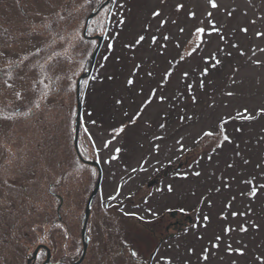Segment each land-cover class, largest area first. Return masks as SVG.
<instances>
[{"label":"rangeland","instance_id":"rangeland-1","mask_svg":"<svg viewBox=\"0 0 264 264\" xmlns=\"http://www.w3.org/2000/svg\"><path fill=\"white\" fill-rule=\"evenodd\" d=\"M100 2L0 0V264L41 241L80 257L98 171L74 147L76 83ZM215 2L117 0L107 27L108 7L92 20L105 38L81 81L79 147L103 180L81 264H264V0Z\"/></svg>","mask_w":264,"mask_h":264},{"label":"water","instance_id":"water-1","mask_svg":"<svg viewBox=\"0 0 264 264\" xmlns=\"http://www.w3.org/2000/svg\"><path fill=\"white\" fill-rule=\"evenodd\" d=\"M110 1L112 0H106L97 11H93L92 13H90V15L88 16L86 23H85V27H84V35L87 36L86 32H87V28H88V23L90 21L91 18H93L98 12L99 10L105 6L106 4H108ZM93 38L98 39V44L92 54L91 57V65L90 68L86 71H84L77 79V83H76V99H77V115H76V122H75V136H74V147L76 150V153L78 155V157L85 163L91 164L93 166H95L98 169V177H97V181L95 184L94 189L91 191L88 199H87V203H86V208H85V215H84V222H83V226H82V231H81V235H82V241H83V252L82 255L80 257V259H78V261L72 263V264H79L85 257L86 253H87V249H88V240H86V229H87V225H88V220L90 217V210H91V203L94 199V197L97 195L100 185H101V181H102V176H103V170L102 167L100 165V163L97 160H89L84 158V156L81 153L80 147H79V132H80V126H81V117H82V110H83V105H82V100H81V81L86 78L87 76L90 75L98 52L102 46L103 40H104V35H94ZM181 167V164L178 166V168ZM150 185V184H149ZM43 247V245H39L34 253L33 256L30 257L28 259V263L27 264H31V262L36 258L38 250ZM50 257V252L48 253V260ZM48 261L44 262L43 264H46Z\"/></svg>","mask_w":264,"mask_h":264},{"label":"snow or ice","instance_id":"snow-or-ice-1","mask_svg":"<svg viewBox=\"0 0 264 264\" xmlns=\"http://www.w3.org/2000/svg\"><path fill=\"white\" fill-rule=\"evenodd\" d=\"M209 3H210V5H211L212 8H216V7L218 6V5L216 4L215 0H209ZM178 7H179V6H178ZM152 15H153V16H158V15H160V13H159L158 11H156V12H153ZM191 15L194 16L195 13H191ZM209 15H211V13H209ZM162 23H165V22H162ZM212 30H213V31H219V29H216V28H215V25H214V24L212 25ZM205 31H206V30H205V28H203V27H197V28L195 29V33H194V35H195V37H196V40L193 41L192 48H191V50L189 51L188 55H191L192 52H194L200 44L204 43L203 36H204V34H205ZM244 31H247V30L244 29ZM209 34H210V33H209ZM144 39H145V37H144L143 35L139 36V38L136 40V44L141 43ZM156 39H157V37L153 36V37H152V42L155 43V42H156ZM164 39L167 40L168 37L165 36ZM109 47H111V45H109ZM181 59H183V55L181 56ZM216 63L219 64V60H217ZM257 63H259V62H257ZM206 72H207V70L205 69V73H204V74H206ZM184 75L187 76V73H185ZM170 76H171V72H170V71H169V72H166V73L164 74V79L167 80L168 77H170ZM132 83H133V81H132L131 79H129V80H128V84L131 85ZM8 86L11 87V85H8ZM189 87H191V86H189ZM201 87H203V83H201ZM232 94H233V93H231V92L228 93V95H232ZM17 95L19 96V93H18ZM150 95H151V97H152L153 99L156 98V93H155V91H153ZM158 99H159L161 102H163V100H164L165 98H164L163 96H160ZM193 100L195 101V97H193ZM151 103H152V99H148V100H146V101L144 102V107H147V106H148L149 104H151ZM36 106L39 107L38 104H37ZM260 111H261V112H264V109H261ZM246 112H247V109H245V113H246ZM237 115L240 116L241 113H237ZM243 118L251 119L252 117H250V116H244ZM189 119H190V117H189ZM133 122H134V121H133ZM226 122H227V121H224L223 123H226ZM223 123L221 124V128H223ZM161 127H163V125H161ZM122 131H123V127H121V128L118 130V133H119V132H122ZM216 135H217V134L214 133V132H212V131H206V132L203 133V137H210V138H211V137H214V136H216ZM203 137H201V139H203ZM223 140H224V141H227V140H229V137H228L227 135H223ZM197 143H199V140L197 141ZM217 146H222V144H221V143H218ZM117 151H119V149H117ZM195 174H196V175H199V173H195ZM262 187H264V186H262ZM168 191H169V192L172 191L171 186H169ZM255 193H256V188L254 187V188L252 189V194L254 195ZM181 211H183V209H181ZM132 255L135 256L136 253L133 252ZM206 258H207V257H205V259H206ZM167 264H171V262L168 261Z\"/></svg>","mask_w":264,"mask_h":264},{"label":"flooded vegetation","instance_id":"flooded-vegetation-1","mask_svg":"<svg viewBox=\"0 0 264 264\" xmlns=\"http://www.w3.org/2000/svg\"><path fill=\"white\" fill-rule=\"evenodd\" d=\"M183 223H184V220L178 219V214H177L175 222L172 225L176 226L178 228L179 225L183 224ZM170 228H172V227H169V229ZM86 238L88 239V241L90 240V235L88 234V232L86 233ZM165 238H166V236H162L161 235V238H160V241H159V245L164 243ZM81 241H82V237H81ZM39 245H43V247L39 250L38 254L45 256L42 264L44 262H46V261H48L47 264H68V263H72V262L65 261V259H63V258H60L62 256H60L58 258H55V246H54V244H52V243H39L37 246H39ZM49 252H50V257H49V260H48V253ZM81 253H82V251H81ZM75 261H76V259H75Z\"/></svg>","mask_w":264,"mask_h":264},{"label":"trees","instance_id":"trees-1","mask_svg":"<svg viewBox=\"0 0 264 264\" xmlns=\"http://www.w3.org/2000/svg\"><path fill=\"white\" fill-rule=\"evenodd\" d=\"M103 1H104V0H102V2H103ZM102 2H100L99 4L93 6L92 11H93V10H96ZM84 22H85V20H84ZM83 37H84V36H83ZM84 38H85V37H84ZM85 39H86V38H85ZM88 63H89V67H90V64H91V58L89 59ZM87 78H88V77H87ZM82 101H83V103H84L83 95H82ZM76 113H77V107H76ZM75 120H76V115H75ZM74 135H75V128H74ZM73 139H74V138H73ZM83 221H84V215H83L82 225H83ZM39 243H46V241H41V242H39ZM60 258L65 259V256H62V257H60ZM39 259H40V254H38L37 259H36V261H35V264H37V262H38ZM65 261H66V260H65ZM71 262H73V261H71Z\"/></svg>","mask_w":264,"mask_h":264}]
</instances>
